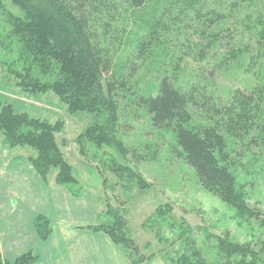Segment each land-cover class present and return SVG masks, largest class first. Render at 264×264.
<instances>
[{
	"label": "trees",
	"instance_id": "obj_1",
	"mask_svg": "<svg viewBox=\"0 0 264 264\" xmlns=\"http://www.w3.org/2000/svg\"><path fill=\"white\" fill-rule=\"evenodd\" d=\"M0 12L9 26L8 49L15 53L10 63H0L5 74L23 93H52L68 114L93 115L75 143L83 157L90 144L117 184L148 188L127 162L102 158L103 148H114L135 165L157 158L158 151L146 156L127 149L118 136L126 133L123 119L143 110L153 128L174 135L173 153L202 187L240 215L264 219L263 211L246 203L232 170L234 159L246 155L251 166L264 161V0H0ZM232 69L250 75L252 83L221 93L220 76ZM61 130L62 122L0 103L4 143L30 148L34 156L28 160L45 183L54 172L56 185L79 196L73 168L56 141ZM111 215V222L102 219L91 230L108 236L130 264L154 256L143 255L128 237L118 211ZM34 226L45 240L47 221L37 218ZM182 231L181 252L164 255L165 262L207 264L191 229ZM215 240L225 264H264V240L239 243L227 234ZM37 260L28 252L0 264Z\"/></svg>",
	"mask_w": 264,
	"mask_h": 264
},
{
	"label": "rangeland",
	"instance_id": "obj_2",
	"mask_svg": "<svg viewBox=\"0 0 264 264\" xmlns=\"http://www.w3.org/2000/svg\"><path fill=\"white\" fill-rule=\"evenodd\" d=\"M9 8L15 13L19 12L16 8ZM8 32L9 26L0 12L1 64H8L15 58L14 51L8 49ZM1 64L0 103L11 102L18 112L36 119L50 123L62 122V130L55 137L62 155L72 166L74 177L78 180V195L93 199L99 215L98 223L102 219L111 222L112 211H118L124 217L128 237L140 246L143 255H154L141 264L153 258L169 264L163 257L171 258L181 252L183 241L179 240V236L187 228L191 229L196 248L207 264L227 263L217 250V236L227 234L230 241L239 243L264 240V219L240 215L236 209L202 187L192 169L173 153L174 135L165 129L153 128L145 111H138L136 117L132 114L126 116L123 121L129 127L125 125L126 133L118 132V136L122 137L123 145L129 150L142 151L146 156L158 151L154 161L135 165L129 158L125 161L114 148L102 150L105 161L113 158L119 163L127 162L148 184L144 191L136 187L124 189L108 171L103 170L99 159L93 157L94 151L90 144H87L89 151L86 157L79 153L75 139L93 124L94 116L85 113L68 114L65 106L52 93L30 95L21 92L15 87L12 77L5 74ZM251 83L250 75L232 69L220 76L218 86L221 93H227ZM145 147L149 150H145ZM21 148L32 151L27 147ZM234 160L236 162L232 170L238 184L242 186L246 203L264 212V161L251 166L252 159L248 155ZM99 170H102L103 176ZM103 179H106L105 186H102Z\"/></svg>",
	"mask_w": 264,
	"mask_h": 264
},
{
	"label": "crops",
	"instance_id": "obj_3",
	"mask_svg": "<svg viewBox=\"0 0 264 264\" xmlns=\"http://www.w3.org/2000/svg\"><path fill=\"white\" fill-rule=\"evenodd\" d=\"M33 154L8 147L0 135V260L31 252L37 264H130L108 236L90 229L98 224L93 199L72 195L53 176L45 183L28 160ZM37 218L48 223L45 240L34 226Z\"/></svg>",
	"mask_w": 264,
	"mask_h": 264
}]
</instances>
